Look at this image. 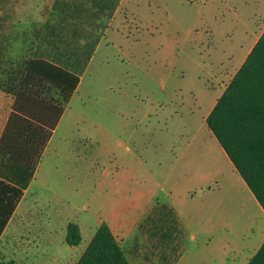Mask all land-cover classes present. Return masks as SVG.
<instances>
[{"label": "rangeland", "instance_id": "obj_1", "mask_svg": "<svg viewBox=\"0 0 264 264\" xmlns=\"http://www.w3.org/2000/svg\"><path fill=\"white\" fill-rule=\"evenodd\" d=\"M263 27L264 0H0L1 88L33 56L81 76L0 264H75L101 221L130 264H246L264 211L205 119Z\"/></svg>", "mask_w": 264, "mask_h": 264}, {"label": "trees", "instance_id": "obj_2", "mask_svg": "<svg viewBox=\"0 0 264 264\" xmlns=\"http://www.w3.org/2000/svg\"><path fill=\"white\" fill-rule=\"evenodd\" d=\"M79 81L75 70L44 56L26 62L0 135V237ZM205 120L264 211V30ZM81 239L80 227L68 223L66 242L78 245ZM75 264L130 262L101 221ZM246 264H264V242Z\"/></svg>", "mask_w": 264, "mask_h": 264}, {"label": "crops", "instance_id": "obj_3", "mask_svg": "<svg viewBox=\"0 0 264 264\" xmlns=\"http://www.w3.org/2000/svg\"><path fill=\"white\" fill-rule=\"evenodd\" d=\"M263 30H264V27L262 28V30H259L260 32L258 33V32H256L255 33V36H254V40H253V43H252V45L249 47V49H248V51H247V54L249 53V51L251 50V48L253 47V45L255 44V42L258 40V38L260 37V35H261V33L263 32ZM258 33V34H257ZM247 54H246V56H247ZM45 57V56H44ZM46 58H48V59H51V58H49V57H46ZM51 60H53V59H51ZM54 62H56V63H58V64H60L59 62H57L56 60H53ZM60 65H62V64H60ZM80 76V75H79ZM80 80H81V76H80ZM80 82V81H79ZM79 85V84H78ZM78 85H77V87H78ZM77 87H76V89H75V91L77 90ZM74 91V92H75ZM223 92V91H222ZM221 92V93H222ZM221 95V94H220ZM219 95V96H220ZM72 96H73V94H72ZM218 96V97H219ZM14 98H15V93L13 94V95H11L9 92L7 93L3 88H1L0 87V105H1V111H0V113L1 112H3V111H6V112H4V114L1 116L2 117V120H3V124H2V127H1V129H0V135H1V133H2V130H3V128H4V125H5V122H6V120H7V117H8V115H9V112L11 111V109H12V104H13V101H14ZM69 103V102H68ZM68 103H67V105H68ZM67 105H66V107H67ZM214 105V104H213ZM213 105H212V107H213ZM66 107H65V109H64V111L66 110ZM3 109V110H2ZM64 111H63V113H64ZM63 113H62V115H63ZM61 115V116H62ZM60 119H61V117H60ZM60 121V120H59Z\"/></svg>", "mask_w": 264, "mask_h": 264}]
</instances>
